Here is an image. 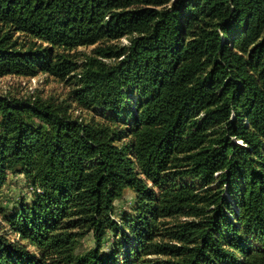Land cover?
<instances>
[{
  "label": "trees",
  "instance_id": "obj_1",
  "mask_svg": "<svg viewBox=\"0 0 264 264\" xmlns=\"http://www.w3.org/2000/svg\"><path fill=\"white\" fill-rule=\"evenodd\" d=\"M40 71L106 120L0 93V264H264V0H0V75Z\"/></svg>",
  "mask_w": 264,
  "mask_h": 264
},
{
  "label": "rangeland",
  "instance_id": "obj_2",
  "mask_svg": "<svg viewBox=\"0 0 264 264\" xmlns=\"http://www.w3.org/2000/svg\"><path fill=\"white\" fill-rule=\"evenodd\" d=\"M122 42H126V38L120 39ZM94 45H81L76 50L81 52H89ZM82 55V54H80ZM72 83L68 80L61 79L57 76L47 74L45 72H37L34 75H16L6 74L0 75V93L10 94L17 98H33L35 96H41L42 98L51 100L55 103H61L63 107H66V111L72 116L83 120L91 118L97 120H106L104 112L95 107H83L72 100L71 98ZM33 193V186L25 178V176L18 172L8 171L4 182L0 190V206L6 210H12L16 203L23 199L29 200ZM136 193L129 189H126L124 194L114 201L113 214L119 220L120 216L124 212H134V206L136 204ZM0 207V208H1ZM3 212L0 209V224L3 228L8 230V226L3 219ZM185 217H164L161 220H166L171 224L172 222L183 219ZM115 235L109 232L102 240L101 247L104 250H108L116 240ZM160 238V237H159ZM94 246V241L90 232L86 233L82 239L77 250L85 249ZM32 247V246H30ZM149 257H156L157 255L148 254Z\"/></svg>",
  "mask_w": 264,
  "mask_h": 264
}]
</instances>
